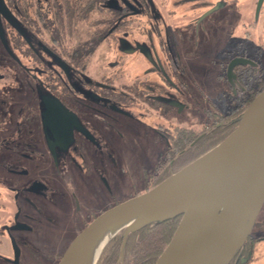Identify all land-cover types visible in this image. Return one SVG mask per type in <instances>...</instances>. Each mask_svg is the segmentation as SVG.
Instances as JSON below:
<instances>
[{
  "label": "flooded vegetation",
  "instance_id": "af4514ba",
  "mask_svg": "<svg viewBox=\"0 0 264 264\" xmlns=\"http://www.w3.org/2000/svg\"><path fill=\"white\" fill-rule=\"evenodd\" d=\"M241 1L208 0L206 11L179 19L175 8L194 0H0V236L11 248L0 259L19 264L27 241L13 231L34 232L56 194L75 211L86 208L73 227L84 228L99 208L110 206L90 193L82 204L64 174L98 177L113 197L120 189L114 137H122L121 127L130 121L153 126L155 138L164 134L168 140L136 191L146 188L178 130L194 128L162 124L170 109L185 107L179 85L195 84L210 101L235 104L264 82L262 53L242 47L243 39L213 59L220 69L215 77L206 71L201 79L193 53L177 42L185 24L194 32L197 20ZM258 1L256 17L264 11V0L257 11ZM234 57L255 64H237L232 85L227 66ZM253 243L245 242L231 262L246 264Z\"/></svg>",
  "mask_w": 264,
  "mask_h": 264
},
{
  "label": "water",
  "instance_id": "95a60500",
  "mask_svg": "<svg viewBox=\"0 0 264 264\" xmlns=\"http://www.w3.org/2000/svg\"><path fill=\"white\" fill-rule=\"evenodd\" d=\"M261 4L259 0L257 11ZM237 64L254 65L255 62L247 57L232 58L227 66L232 85ZM257 196L249 227L226 264L250 235L264 203V90L242 112L236 128L214 147L150 189L97 214L74 236L57 264H71L77 252L109 226L129 221L118 226L104 244L124 228V246L131 231L151 221L179 215L178 226L155 264H209L235 214L241 210L243 217Z\"/></svg>",
  "mask_w": 264,
  "mask_h": 264
},
{
  "label": "rangeland",
  "instance_id": "374dc122",
  "mask_svg": "<svg viewBox=\"0 0 264 264\" xmlns=\"http://www.w3.org/2000/svg\"><path fill=\"white\" fill-rule=\"evenodd\" d=\"M207 2L208 0H194L189 7L177 6L175 12L180 16H178L179 19H183V15L188 19L190 15L199 10L204 9L206 11ZM256 2L257 0H242L238 6H221L205 17L203 21L197 20L195 27L193 26L194 32L187 31L192 26L190 24L188 27L184 21L183 32L177 34V42L178 45H183L185 49H189V54L193 53L194 74L198 79H201L206 71L215 77L216 72L220 69L217 61L213 59H217L224 52L238 47V42L241 39H243L242 47H248L257 55L259 52L262 53L264 59V11L258 16L259 18L256 17L254 12ZM180 22V20H176L174 23L179 24ZM247 27L252 30L251 33L246 32ZM188 38H190L189 43ZM170 43L177 45L173 39ZM161 84L163 89H167L164 82ZM177 90L185 99L182 103H185V107L180 106L177 110L170 109L167 112L168 116L163 117V125L170 126V121H172L173 125L200 129L202 122L210 114L208 108L217 109L227 101L223 99L210 101L203 96L200 88L195 84L190 85L189 88L179 85ZM121 128L124 135L120 137L115 134L114 137L116 147L113 149V157L118 160L116 165L119 167L116 168V172L120 182V189L116 191L114 198L110 197L111 194L104 189L98 177L92 179L81 174L80 179L76 180L69 173L64 174L69 189L79 196L82 204L87 202L89 193L96 195L111 207L145 191V188L136 190L143 186L141 180L144 174L165 151L168 143L167 137L161 134L159 139L157 134V138H155L154 131L156 129L153 126L147 125L144 128V125L133 121L127 122L126 126ZM120 165H124V169ZM99 166L101 167V165ZM102 169L104 170V167ZM108 181L111 182L110 177ZM110 182L108 183L110 184ZM55 198L56 202L51 204V209L47 212V220L40 222L39 226L33 230L34 232L13 231V235L19 241L22 238L27 241V248L21 256L19 264H57L70 241L83 228V223L74 224V227L73 223L80 218L83 219L85 215L83 210L86 208H83L82 211H75L69 200L68 202L60 200L59 194H56ZM102 209L99 208L96 212L99 214L103 211ZM251 233L254 234L255 240L251 259L246 264H264V203ZM0 237L3 238V240L0 239V252H11L10 246L6 244V236L1 235ZM0 264L12 263L0 259Z\"/></svg>",
  "mask_w": 264,
  "mask_h": 264
},
{
  "label": "trees",
  "instance_id": "16d2710c",
  "mask_svg": "<svg viewBox=\"0 0 264 264\" xmlns=\"http://www.w3.org/2000/svg\"><path fill=\"white\" fill-rule=\"evenodd\" d=\"M262 90H264V82L261 81L257 88L247 96L243 95L235 104L227 100L217 109L208 108L210 114L200 130L186 127L179 129L172 147L159 162L156 178L150 181L145 191L223 140L236 128L242 112ZM180 218L179 215L151 221L138 230L131 231L124 246V228H122L104 246L96 264H155L172 238ZM254 240V234L250 233L245 242L251 243ZM228 264L234 263L230 261Z\"/></svg>",
  "mask_w": 264,
  "mask_h": 264
},
{
  "label": "bare ground",
  "instance_id": "6f19581e",
  "mask_svg": "<svg viewBox=\"0 0 264 264\" xmlns=\"http://www.w3.org/2000/svg\"><path fill=\"white\" fill-rule=\"evenodd\" d=\"M258 199L259 196L252 201L243 217L240 215L241 210L235 214L223 239L214 250L209 264H226L234 247L242 241L249 227ZM127 222L129 221L118 226H124ZM118 226H109L97 233L77 252L71 264H95L106 241L120 228Z\"/></svg>",
  "mask_w": 264,
  "mask_h": 264
}]
</instances>
